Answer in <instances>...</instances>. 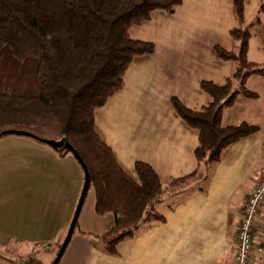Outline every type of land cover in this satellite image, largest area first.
I'll return each instance as SVG.
<instances>
[{
    "label": "crops",
    "instance_id": "0c3cea01",
    "mask_svg": "<svg viewBox=\"0 0 264 264\" xmlns=\"http://www.w3.org/2000/svg\"><path fill=\"white\" fill-rule=\"evenodd\" d=\"M258 5L259 0H244L245 24L253 22ZM263 21L264 12L253 25L262 52L264 31L259 27ZM237 25L234 0H182L173 13L155 10L147 21L129 29L132 38L152 42L154 51L133 59L124 74L123 87L94 114L97 133L128 175L136 177V161L149 164L163 184L194 171L198 133L177 114L170 98L191 109L207 102L200 82L222 85L233 69L231 63L216 57L213 46L221 44L231 50L228 33ZM247 52L249 60L264 62L259 54L250 57V42ZM257 79L262 78L252 76L247 83L251 86L250 81ZM242 97L238 95L233 105L223 110L222 123L244 121L258 126V131L230 144L203 175L165 192L155 206L162 220L143 223L135 235L117 244V254H107L96 237L100 221L109 214L97 217L93 199L58 264H230L242 205L264 170V111L254 114L246 104L244 115L235 114L234 104ZM79 182L80 195L83 184ZM61 204L66 217L46 229L42 242L23 241L25 235L12 244L11 235L5 240L0 237V264H17L33 255L36 246L50 248L62 240L65 235L60 238L61 230L66 234L71 221L66 224L70 199L62 194ZM260 213L264 215V203ZM33 230L28 235H34ZM27 245H31V253L23 250ZM258 247H264V225L254 237L248 264L259 263Z\"/></svg>",
    "mask_w": 264,
    "mask_h": 264
},
{
    "label": "trees",
    "instance_id": "16d2710c",
    "mask_svg": "<svg viewBox=\"0 0 264 264\" xmlns=\"http://www.w3.org/2000/svg\"><path fill=\"white\" fill-rule=\"evenodd\" d=\"M181 1L0 0V132L49 128L65 138L87 169L96 216L112 215L103 248L107 254H116L117 244L135 235L143 223L163 219L155 206L165 192L179 188L196 176L200 165L217 162L230 144L259 129L244 121L226 125L221 120L238 95L257 97L246 81L264 76V62L247 58L250 26L259 22L264 0H259L255 20L248 25L244 0H234L238 25L229 35L239 41V49L213 47L217 58L232 64L231 74L222 85L200 82L208 99L197 109L171 99L173 109L198 133L193 172L163 184L149 164L136 161L133 178L97 133L95 111L123 87L133 59L155 48L150 41L132 38L129 29L155 10L173 13ZM53 149L71 153L64 146ZM60 245H54L49 264ZM21 261L39 263L33 255Z\"/></svg>",
    "mask_w": 264,
    "mask_h": 264
},
{
    "label": "rangeland",
    "instance_id": "374dc122",
    "mask_svg": "<svg viewBox=\"0 0 264 264\" xmlns=\"http://www.w3.org/2000/svg\"><path fill=\"white\" fill-rule=\"evenodd\" d=\"M251 19L252 21L255 20V16H252ZM250 23L251 20L245 25ZM261 25L259 28L264 31V21ZM253 28V25L250 26V57H255V55L259 54V59H263L264 61V52L260 51L256 44L258 39L257 31ZM229 39L233 45L231 50L234 52L238 51L239 41L234 40L230 35ZM259 77L262 79H257L253 82L250 81L251 86L247 83L248 81H246V87L248 88V84L250 88L253 89L252 91L258 94V98H248L241 95L244 99L234 104L235 106L237 105L234 109L235 114L242 112L240 116L244 115L246 111H242V108H244L246 104L248 105L245 108L253 111L254 114H261L264 111V76ZM172 98H170V103ZM23 131H27L36 137L46 140L61 139L58 137L55 130L49 128H34L31 131ZM102 135L105 138L103 133ZM208 168L209 166L200 165L196 175H203L207 172ZM79 181L83 184L82 169L71 153L60 154L51 146L37 141L30 136L11 134L0 137L1 239L5 240L11 235V243L13 244L15 239L20 241L23 236L27 235L23 241L27 238L28 241H32L35 244L42 242L46 236V229L55 227V224L59 222V220L62 222L66 217L65 209H62L61 204L62 194L68 200L70 199L71 202L70 214H68L66 218V224H68L77 204L76 197L79 195ZM93 199V189L89 187L78 217V224L87 216ZM111 218L112 216L109 214L107 217L103 218L98 225L97 231L99 232V237H96V239L102 244V249L105 247V243L108 239L106 234L112 225ZM31 228L34 229V235H28L30 234ZM77 229L78 226L75 228L74 234L77 232ZM7 234L8 236L6 237ZM64 235V230H61L60 238L62 239ZM63 239L60 240L61 243ZM21 244L24 245L25 242ZM30 247L31 245L23 247V250H26L25 253H31ZM54 249V247L49 248L44 245L36 246L32 253L39 262L38 264H49L53 257Z\"/></svg>",
    "mask_w": 264,
    "mask_h": 264
},
{
    "label": "built area",
    "instance_id": "2783aa9c",
    "mask_svg": "<svg viewBox=\"0 0 264 264\" xmlns=\"http://www.w3.org/2000/svg\"><path fill=\"white\" fill-rule=\"evenodd\" d=\"M264 203V170L255 183L253 189L246 197L240 212L236 227V243L230 264H248L254 237L257 231L264 225V215L260 213V207ZM260 254L258 264H264V247H258ZM17 264H29L19 261Z\"/></svg>",
    "mask_w": 264,
    "mask_h": 264
},
{
    "label": "water",
    "instance_id": "95a60500",
    "mask_svg": "<svg viewBox=\"0 0 264 264\" xmlns=\"http://www.w3.org/2000/svg\"><path fill=\"white\" fill-rule=\"evenodd\" d=\"M11 134H18V135H25V136H30L32 138H35L37 141L43 142L49 146H51L52 148H59V147H66L70 150L71 154L76 158V160L78 161V163L80 164L83 173H84V181H83V185H82V189L75 207V210L73 212L71 221L69 223L68 229L66 231V234L64 236V239L55 255V258L53 259L51 264H58L59 260L61 259L65 249L67 248L69 241L72 237L74 228L76 226L83 202H84V198L86 195V192L88 190V186H89V175L87 172V169L85 167V165L83 164V162L81 161L80 157L78 156V154L75 152V150L67 143V141L65 140V138H61L59 140H46V139H42L39 137L34 136L33 134L27 132V131H23V130H15V129H7V130H3L2 132H0V137L5 136V135H11Z\"/></svg>",
    "mask_w": 264,
    "mask_h": 264
}]
</instances>
